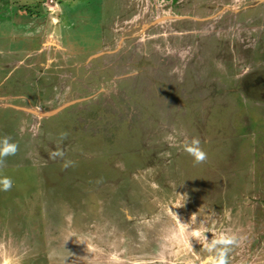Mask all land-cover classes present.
I'll return each mask as SVG.
<instances>
[{
    "label": "rangeland",
    "instance_id": "1",
    "mask_svg": "<svg viewBox=\"0 0 264 264\" xmlns=\"http://www.w3.org/2000/svg\"><path fill=\"white\" fill-rule=\"evenodd\" d=\"M137 3L0 0L1 48L10 47L2 33L14 6L24 9L17 25L33 37L0 55L1 88L16 80L18 94L39 99L16 106L0 91V137L19 145L0 169L13 181L0 190V264H204L209 253L196 231L209 241L238 237L227 264H264V101L234 108L221 90L264 75V3L257 20L247 14L253 22H235L244 4L232 0L194 28L166 17L158 0L139 19ZM225 12L235 17L230 26L218 25ZM168 21L176 29L166 30ZM160 31L194 36V58L174 54L162 65ZM166 80L194 102V121L169 119L165 97L145 92ZM21 112L39 124L31 129ZM63 132L69 168L49 158ZM192 138L207 154L202 163L184 150Z\"/></svg>",
    "mask_w": 264,
    "mask_h": 264
},
{
    "label": "flooded vegetation",
    "instance_id": "2",
    "mask_svg": "<svg viewBox=\"0 0 264 264\" xmlns=\"http://www.w3.org/2000/svg\"><path fill=\"white\" fill-rule=\"evenodd\" d=\"M137 1H138V3H137V13H138L137 18H139V19L140 18H147V16H150L149 12L153 11V9H151L153 7L151 5V0H137ZM158 1L161 2V4H160L161 12L169 11V13H168V15H166V17L183 16L184 19H183V21H181L182 23L179 22V24L182 27L194 28L193 27L194 26V20L196 18L197 19L202 18V17H198V16H201L204 13L206 14V12L211 13L212 11L214 13H218V12L224 10V8L228 7V4L232 0H158ZM234 2L235 3L238 2V4H244L238 8V13H237V17H236L237 20H235L236 23L239 22L241 25L253 22L255 18L257 20V17L260 16V9L258 7H262V3H264L263 0H234ZM205 4H207V5H205ZM252 11L256 12L254 19H252V17L247 16V14L249 12H252ZM179 14H182V15H179ZM160 15H158L157 18H160ZM233 17L234 16H232L231 14H228L227 12H225L222 19H220L218 25H222V26L229 25L230 26V24H232V18ZM174 23H175L174 21H168L165 24L166 30L176 29ZM134 24H135L134 22L125 23L123 25V29H122L120 34H122V33L126 34V32L129 31L133 27ZM153 24H155V23H153ZM218 25H216V26H218ZM251 27H253V26H251ZM243 28L246 29V26ZM151 29H154V28L151 26L147 29V31H152V32L155 31V30H151ZM162 29H163V27H162ZM241 32H242V35H241L242 37L245 36L244 34H246V36L248 35L246 30L241 31ZM175 35L176 34L171 33L170 31H168L167 37L164 36V33H162V31H160V33L158 34V37H159L158 41H160V42L157 45H158V48L161 50L160 55L164 59V62L162 63V65H164V66H167L170 64V62H172L171 56H173L174 54H175L174 58H177L178 60H180V57H182V58H184V61L186 63L189 62L190 59L194 58V36H190L189 34L188 35L180 34V35H177V37H176ZM127 37H129V35H127ZM248 38H249V36H248ZM128 39H130V38H128ZM188 40H190V41H188ZM221 41H224V40H221ZM232 41L236 42V38H234ZM189 45H192V48H190ZM214 51L215 52L217 51V49L215 47H214ZM35 58L36 59L38 58L37 55L35 56ZM191 69L194 72V67H192ZM244 77H246V78H243V80H241L242 83L239 80H237L236 90L231 89V87H229L228 89H225L224 85L221 86V90L230 99V102L233 105H235L234 108H240L239 106H245L244 109L250 111L249 106L251 108L253 106L249 103H255L256 106L259 104V106H260V105H262V102L264 101V75L263 76L257 75L254 77H250V79L247 78V76H244ZM182 79L183 78H181L180 80H182ZM16 83H13L14 88L4 86V89H2L0 86V91H4L3 95L6 97H9V98H7V101L9 103H11L13 105L21 106V105H19V104H21V102L18 100V99H20V100L26 102L27 103L26 105H32V104H34L32 101L33 99L39 100L38 97L32 98L33 96H31V95H23L21 93L18 94L17 89L15 88V87H17ZM80 84H82V83H80ZM181 84L186 85V82L181 81L180 87H182ZM176 85H177V87L179 86V84H176ZM193 85H194V83H193ZM158 86H156L155 89L150 90L149 85H147L146 88H144V90L147 94H150V92L152 91L153 93L155 92V96L165 97L163 99L161 98L163 100V102L166 104V105L163 104V106L164 105L167 106V109L164 110L165 116L169 117V119L173 118L174 120L177 119V116H181V118L182 117L189 118L191 121H194V109H192V107H191L194 104V102L191 103L190 101H188V98H186V95H182V92H181L182 89L180 91L181 94L179 95L178 94L179 89H177V87H175V91H174V88H172V84L167 82V80L163 84L160 83V85H158ZM157 89H159V90L157 91ZM223 93H222V95H223ZM225 95H223V98H225L224 100H226ZM15 96H16V99L14 98ZM148 96L149 95H147V97ZM18 97H20V98H18ZM148 98L145 99L146 102L149 101ZM152 101H155V99H152V100L150 99L149 102H152ZM182 101H185V102H182ZM43 102L44 101H41V103H39L40 105L38 104L42 108L44 107ZM189 103H191V104H189ZM237 104H239V105H237ZM38 105H34V106H38ZM258 109L259 108L256 107L253 110L257 111ZM21 114L24 115L25 121L30 120L29 123H30L31 129L35 128L34 127L35 124H39V122L36 121V119H35V118H37L36 116L33 117L30 114L25 115L22 112H21ZM184 114H186V117ZM149 116H150V114H149ZM210 117H211V113L209 112L208 113V119H207L208 122H210ZM202 123H203V120H202L201 124ZM205 126H206V124H205ZM36 127H38V126H36ZM193 127H194V125H193ZM209 128H210V126H208V128H207V126L205 127V129H207V130H209ZM214 131H215V129H214Z\"/></svg>",
    "mask_w": 264,
    "mask_h": 264
},
{
    "label": "clouds",
    "instance_id": "3",
    "mask_svg": "<svg viewBox=\"0 0 264 264\" xmlns=\"http://www.w3.org/2000/svg\"><path fill=\"white\" fill-rule=\"evenodd\" d=\"M68 134L63 132L60 134V144L56 145V149L49 153V158L53 160L62 161L64 168L75 166V161L64 160V150L60 147L61 143L67 139ZM185 152L193 158L194 163H202L206 160L207 154L201 147V141L199 138H192L190 142H186L184 145ZM19 151V145L12 140L11 137L5 135L0 137V169L5 167L6 158L14 156ZM13 186V181L8 176L0 175V190L9 191ZM193 238L203 241V247L205 251L209 253L206 257L204 264H227L228 253L232 247L236 246L240 241L235 234L222 233L215 239L208 240L205 233L196 231L193 234ZM189 247H191L190 240L188 241Z\"/></svg>",
    "mask_w": 264,
    "mask_h": 264
},
{
    "label": "crops",
    "instance_id": "4",
    "mask_svg": "<svg viewBox=\"0 0 264 264\" xmlns=\"http://www.w3.org/2000/svg\"><path fill=\"white\" fill-rule=\"evenodd\" d=\"M11 3H13V2H11ZM12 6H13V4H11ZM11 6V7H12ZM15 7L16 6H14V9L13 10H10L9 9V12L11 13H9L8 14V16H6V23L4 24V26H6V27H4V34L2 33V38H7L8 37V39L10 40V47H8V48H6V49H3V48H1V46H0V55L1 54H3V55H7V54H9L10 55V53H16V50L15 51H11L14 47H16V46H18V44L21 46V45H23V46H26V42H29V41H32V36H31V31H29V32H27L28 33V36H25V32H23L24 30H22L17 24L19 23V22H21L20 21V19L22 18V11H24V9H22V8H19L17 11H15ZM25 10H26V8H25ZM0 11L1 12H3L4 11V9H0ZM16 17H19V19H16ZM14 18V19H13ZM14 20V22H17V23H14V22H12V23H10V21L11 20ZM17 20V21H16ZM29 27L31 26V24H29L28 25ZM36 32H37V30H36ZM19 37V38H18ZM22 38H24V39H22ZM24 41V43L22 44V42ZM21 43V44H20ZM26 52H28V51H26ZM8 55V56H9ZM0 64H1V62H0ZM16 66V65H15ZM15 66H13L12 68H14V70L16 69V68H18V67H15ZM1 68V67H0ZM12 68H11V70H10V72H12ZM13 75V73H11V74H7V75H5V79L4 80H6L8 77H11ZM13 83H16V80H14V81H12L11 83H9L8 85H7V87H11V88H14V84ZM16 84H18V82L16 83ZM2 85V80H1V76H0V86ZM8 91V90H7ZM6 97V96H5ZM7 98H9V97H7ZM7 98H5V100H7ZM15 99H16V96L14 97ZM18 98H20V97H18ZM20 102H21V104H19V105H23V106H26V102H24V101H22V100H19ZM17 106V105H16ZM44 108H45V106H44ZM35 114V113H34Z\"/></svg>",
    "mask_w": 264,
    "mask_h": 264
},
{
    "label": "bare ground",
    "instance_id": "5",
    "mask_svg": "<svg viewBox=\"0 0 264 264\" xmlns=\"http://www.w3.org/2000/svg\"><path fill=\"white\" fill-rule=\"evenodd\" d=\"M19 38V37H18ZM22 39H24V38H22ZM24 42V41H23ZM159 137V136H158ZM160 137H163L162 135L160 136ZM163 140V139H162Z\"/></svg>",
    "mask_w": 264,
    "mask_h": 264
},
{
    "label": "water",
    "instance_id": "6",
    "mask_svg": "<svg viewBox=\"0 0 264 264\" xmlns=\"http://www.w3.org/2000/svg\"><path fill=\"white\" fill-rule=\"evenodd\" d=\"M38 114V113H37ZM39 115V114H38ZM43 114H41V116H42ZM46 115H50V114H46Z\"/></svg>",
    "mask_w": 264,
    "mask_h": 264
}]
</instances>
